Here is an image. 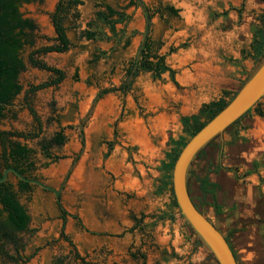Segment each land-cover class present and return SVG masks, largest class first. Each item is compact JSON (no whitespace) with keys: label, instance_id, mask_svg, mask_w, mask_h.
Returning <instances> with one entry per match:
<instances>
[{"label":"rangeland","instance_id":"374dc122","mask_svg":"<svg viewBox=\"0 0 264 264\" xmlns=\"http://www.w3.org/2000/svg\"><path fill=\"white\" fill-rule=\"evenodd\" d=\"M57 1L33 0L19 8L36 30L33 45L20 52L22 90L0 119V132L37 133L27 105L34 109L38 136L11 140L33 151L29 175L60 190L59 200L36 185L19 192L11 176L29 224L15 234L17 246L6 243L4 249L17 255V247L29 257L17 264H217L174 207L172 186L160 189L162 163L190 138L181 118L229 100L264 58L254 60L251 48L255 32L264 28V0H140L143 5L126 9L129 18L116 25L118 41L87 39L85 32L95 30V13L103 4L124 8L129 0H82L64 21L69 50L38 55L61 69L64 79L30 93V86L54 77L32 67L28 56L55 43L51 14ZM166 5L177 14H154L149 36L173 75L140 72L132 79L128 70L139 59L146 32L144 7ZM100 51L107 58L94 62ZM105 89L113 90L95 100ZM253 115L205 148L187 179L190 196L228 238L238 264H264V152L255 155V172L252 139L246 130L240 132L243 139L236 135ZM60 130L63 144L50 148L58 159L46 158L41 144ZM204 177L217 185L219 212L200 190ZM198 255H204L200 262ZM0 264L14 263L0 257Z\"/></svg>","mask_w":264,"mask_h":264},{"label":"trees","instance_id":"16d2710c","mask_svg":"<svg viewBox=\"0 0 264 264\" xmlns=\"http://www.w3.org/2000/svg\"><path fill=\"white\" fill-rule=\"evenodd\" d=\"M32 1L33 0H0V119L5 118L7 115L6 105L11 106L14 98L22 90L21 85L18 83V75L25 69V63L20 56V52L26 45H33L32 36L33 32L36 30V26L33 21L22 16L19 8L22 4H28ZM80 4H82V0L57 1L54 11L51 14V23L56 36L55 43L42 46L28 56V63L32 67L49 71L54 77L47 82L30 86V93H34L49 86L57 85L64 79L65 74L61 69L47 65L38 58V55L50 52L63 53L69 50L71 47V42L67 36V28L64 25V21L69 11ZM137 5L143 4L140 2V0H129L124 8H115L109 4H103V9H100L95 13V30H87L85 32L86 38L108 41L114 40L116 38L118 41L119 35L116 25L125 23L129 18V16L125 13V10ZM144 13L146 18V32L144 35V40L139 49V59L132 63L130 69L128 70V75L133 79L140 72H151L155 77H160L162 73L169 71L172 77L173 71H171L165 64L164 55L158 56L153 51V43L150 40L149 30L151 27V19L154 14L167 13L169 15H176L177 10L170 5H166L163 8L155 10H151L145 6ZM128 42L125 44L127 45ZM251 48L254 60L259 61L264 57V28L258 29L255 32ZM104 58H107V53L105 51H100L93 56V61L96 62L99 59ZM112 90L113 89H105L98 92L95 96V100L101 98L103 95ZM235 93H233V95L227 101L222 98L216 102L203 105L198 115L182 117L181 122L183 123L185 129H187L189 137L193 136L209 119L219 112L231 100ZM262 99H264V97ZM261 100L231 126H229L226 131L237 126L239 122L251 112L264 117V107H261L263 104L261 103ZM27 106L30 114L34 117V121L37 124L38 132L33 134H24L22 132L15 131L0 132V177L2 176L3 170L9 167L15 168L21 174L27 177H31L29 173L34 169V162L31 160L33 151L25 144L11 140V138H27L38 136L40 130L39 118L36 116L34 109L29 105ZM201 117L204 118L203 121L200 120ZM214 140H212L205 148L210 146ZM63 142L64 135L60 130L59 132L55 133L52 138L41 144V151L46 158L53 160L58 159V157H51L50 148L53 146H60L63 144ZM186 142L187 141L181 142L179 144V148L174 151L172 155H169V162L162 163L165 176L162 181V187L160 188L161 190L167 186H171L172 168ZM205 148L198 154L196 158L203 154ZM32 186L33 185L31 184L17 180L19 192H27ZM199 187L204 195L209 194L211 196L212 206L216 211L219 212L220 206L216 203L217 185L213 182H210L207 177H204L199 180ZM191 199L193 200L192 197ZM193 203L194 206L200 211L194 200ZM173 204L174 207L177 208L174 198ZM28 224L29 216L26 212V209L17 199L13 185L8 178L6 181L0 183V257H3L14 264H17L19 261L25 263L29 260V257L23 258L21 255H19V249L17 247V255L9 254L4 249V245L6 243H12L17 246L15 234L25 231L28 227ZM197 243L200 244V241L197 240ZM140 256L142 258L144 257L143 255ZM132 257L137 258L135 254H132ZM54 264L64 263L59 260Z\"/></svg>","mask_w":264,"mask_h":264},{"label":"water","instance_id":"95a60500","mask_svg":"<svg viewBox=\"0 0 264 264\" xmlns=\"http://www.w3.org/2000/svg\"><path fill=\"white\" fill-rule=\"evenodd\" d=\"M264 97V58L240 85L231 100L209 119L181 149L171 171V186L178 213L217 264H238L224 235L195 206L188 190L190 167L198 154L215 138L253 108ZM10 107V105H6ZM54 194L59 200L60 190L39 179L27 177L15 168L3 170L0 183L10 177Z\"/></svg>","mask_w":264,"mask_h":264},{"label":"crops","instance_id":"0c3cea01","mask_svg":"<svg viewBox=\"0 0 264 264\" xmlns=\"http://www.w3.org/2000/svg\"><path fill=\"white\" fill-rule=\"evenodd\" d=\"M261 107H264V101ZM247 131L248 136L252 139L253 147H252V161L251 166L253 170L258 169V159L255 157L256 154L260 152H264V117H261L254 113L252 116L251 123L248 127H240V129L237 130L236 135L243 139V137L240 136L241 131ZM256 172V171H255ZM254 172V173H255ZM259 174V172H258ZM197 261L200 262V258H204V255H198Z\"/></svg>","mask_w":264,"mask_h":264},{"label":"flooded vegetation","instance_id":"af4514ba","mask_svg":"<svg viewBox=\"0 0 264 264\" xmlns=\"http://www.w3.org/2000/svg\"><path fill=\"white\" fill-rule=\"evenodd\" d=\"M224 237H225L226 241L228 242V244H229V246H230V248H231V250H232V252H233V254H234L235 258H236V254H235V252H234V250H233L228 238L226 236H224Z\"/></svg>","mask_w":264,"mask_h":264}]
</instances>
